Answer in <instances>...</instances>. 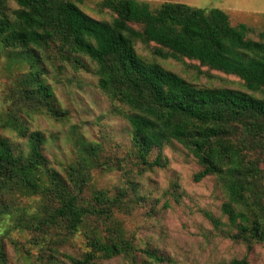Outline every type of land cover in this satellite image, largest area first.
Wrapping results in <instances>:
<instances>
[{"label":"trees","instance_id":"1","mask_svg":"<svg viewBox=\"0 0 264 264\" xmlns=\"http://www.w3.org/2000/svg\"><path fill=\"white\" fill-rule=\"evenodd\" d=\"M75 1L0 0V50L19 53L31 66L19 83L17 108L24 101L55 121L66 116L41 77L35 53L49 52L53 60L86 71L83 60L89 61L99 90L125 107L120 114L129 127L136 166L160 167L159 158L149 160L151 152L177 142L199 167L193 181L215 176L224 190L227 201L221 212L232 232L229 238L244 243L248 251L253 244L264 248V27L253 40L248 27L231 26L221 10L170 3L152 10L137 0L99 1L97 11L108 13L111 20L98 21ZM138 43L152 45L154 59L193 60L236 76L251 94L197 88L145 61L136 53ZM7 127L28 137L27 153L16 152L0 135V221L13 215L14 196L41 201L34 213H19L4 234L35 230L34 245L40 241L54 246L83 229L84 251L78 258L68 257L71 264H103L116 257L131 264L163 262L150 249L140 251L147 262H138L137 250L117 227L103 233L89 223L110 222L123 197L98 190L87 199L90 170L111 169L121 160L100 161L98 145L83 144L75 162L61 174L49 167L40 133H26L16 118H9ZM211 222L220 225L219 220ZM3 258L0 241V262ZM232 264H247V258Z\"/></svg>","mask_w":264,"mask_h":264},{"label":"rangeland","instance_id":"2","mask_svg":"<svg viewBox=\"0 0 264 264\" xmlns=\"http://www.w3.org/2000/svg\"><path fill=\"white\" fill-rule=\"evenodd\" d=\"M101 0L75 1L87 16L98 21H109L108 13H99L96 4ZM152 10L160 5L180 4L224 12L231 26L240 24L250 29L249 37L257 40L264 27V0H137ZM11 9L16 8L13 3ZM152 45L136 44V53L145 61L155 62L165 70L181 77L197 88L227 89L251 94L240 79L233 75L200 66L188 59L181 61L160 60L150 53ZM1 49V48H0ZM17 53V52H15ZM42 71L41 77L51 88L56 105L66 116L55 121L37 112L24 101L17 108L19 83L31 70L21 55L0 50V135L6 138L18 153H27V138L19 137L7 127L9 118L18 119L26 133H40L44 139L43 154L49 167L61 174L73 164L83 144H97L99 160L122 162L112 168H92L90 183L84 196L93 191L105 190L109 196L121 194L120 207L113 219L95 223L103 233L118 228L125 239L131 240L137 250V261L147 262L140 252L155 251L163 262L152 264H232L247 258V264H264V248L253 244L248 251L242 242L229 238L232 234L226 226L227 219L221 206L227 196L215 176L194 182L199 167L194 158L177 142L153 150L149 160L159 158L160 167L142 170L136 166L132 153L129 127L120 112L125 107L111 102L97 87L93 74L94 65L86 63L87 71L72 63L53 60V56L35 53ZM108 159V160H107ZM13 215L0 221V241L4 258L0 264H71L68 257L78 258L84 251L83 229L69 237L65 243L48 245L37 241V232L18 229L4 234L13 225L19 213H34L39 197H12ZM8 201L5 200L4 203ZM9 202V201H8ZM23 209L24 211H17ZM211 219L219 220L215 226ZM56 249L54 252L51 249ZM103 264H131L123 257H116ZM149 264V263H148Z\"/></svg>","mask_w":264,"mask_h":264}]
</instances>
